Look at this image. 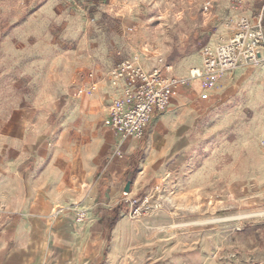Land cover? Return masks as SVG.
I'll return each mask as SVG.
<instances>
[{
  "label": "crops",
  "instance_id": "crops-1",
  "mask_svg": "<svg viewBox=\"0 0 264 264\" xmlns=\"http://www.w3.org/2000/svg\"><path fill=\"white\" fill-rule=\"evenodd\" d=\"M247 69L221 76L209 101L195 94L207 89L201 79H193L189 89H178L166 110L153 117L143 140L120 141L111 127L102 125L112 101L121 95L109 78L94 88L89 82L82 96L81 88L77 95L58 99L62 92L34 95L1 86L0 264H101L105 257L107 264H140L149 250L154 264H224L215 255L228 252L231 242L236 261L264 264V222L254 221L246 229L236 220L234 227L227 226L226 219L210 225L212 195L205 190L199 194L194 185L177 188V200H186L187 218L180 219L179 207L166 206L132 220L124 203L171 173L170 161L185 123L217 99L231 96ZM249 75L264 81V64ZM118 150L123 158L114 154ZM225 192L224 199H218L225 205L243 208L264 201V187L244 184L241 178ZM260 209L264 212V205ZM184 219L186 229L179 230L178 222ZM250 236L257 240L248 257L243 250Z\"/></svg>",
  "mask_w": 264,
  "mask_h": 264
},
{
  "label": "rangeland",
  "instance_id": "rangeland-1",
  "mask_svg": "<svg viewBox=\"0 0 264 264\" xmlns=\"http://www.w3.org/2000/svg\"><path fill=\"white\" fill-rule=\"evenodd\" d=\"M206 2H211L209 10L204 9ZM261 7L258 0H0V87L34 95L62 92L57 99L77 95L82 88V96L97 81L110 79V71L124 58L140 60L146 70L189 76L190 69L202 63V49L214 48L216 39L220 44L231 34L226 26L230 18L248 17L256 23ZM263 64L264 58L258 65L240 66L248 69L233 94L185 123L170 161L171 173L146 184L140 194H160L168 200L164 207H179L183 219L189 215L187 203L177 200V188L194 185L199 194L205 190L212 195L210 225L219 226L224 219L227 226L237 221L242 228L264 222V201L243 208L218 202L235 178L264 187V81L249 75ZM205 93L208 98L203 99ZM195 94L211 100L208 89ZM108 117L102 125L108 126ZM126 213L132 220L141 218L129 209ZM185 220L178 222L179 230L186 229ZM254 240H245L248 257ZM234 246L231 242L228 252L217 253L216 259L224 264L257 263L236 261ZM151 257L149 250L140 264H154ZM101 264H107V257Z\"/></svg>",
  "mask_w": 264,
  "mask_h": 264
},
{
  "label": "built area",
  "instance_id": "built-area-1",
  "mask_svg": "<svg viewBox=\"0 0 264 264\" xmlns=\"http://www.w3.org/2000/svg\"><path fill=\"white\" fill-rule=\"evenodd\" d=\"M260 1L262 7L257 22L253 23L248 17L230 18L226 26L231 34L214 48L204 47L201 65L190 69L189 76L168 75L158 69L146 70L138 59L118 61L109 75L112 84L121 89V95L112 101L107 121L118 139H144L153 117L165 111L173 94L193 79L203 80V86L210 89L224 74L242 65H258L264 52V0ZM210 7L211 2H206L204 9L209 10ZM90 77H94V72ZM202 98H208V94H202ZM114 154L124 157L119 150ZM158 190L161 192L160 188ZM124 203L129 213L139 218L164 207L168 200L160 194L157 197L138 194L125 199ZM81 218L83 215L79 216Z\"/></svg>",
  "mask_w": 264,
  "mask_h": 264
},
{
  "label": "trees",
  "instance_id": "trees-1",
  "mask_svg": "<svg viewBox=\"0 0 264 264\" xmlns=\"http://www.w3.org/2000/svg\"><path fill=\"white\" fill-rule=\"evenodd\" d=\"M121 208H122V206L120 205V206H118V208H117L115 211L118 212ZM116 219H117V216L114 218V220H113V222H112V224H111V227L114 226V224H115V222H116Z\"/></svg>",
  "mask_w": 264,
  "mask_h": 264
},
{
  "label": "water",
  "instance_id": "water-1",
  "mask_svg": "<svg viewBox=\"0 0 264 264\" xmlns=\"http://www.w3.org/2000/svg\"><path fill=\"white\" fill-rule=\"evenodd\" d=\"M130 185H131V182H128L126 187H125V191H127V192L130 191Z\"/></svg>",
  "mask_w": 264,
  "mask_h": 264
},
{
  "label": "bare ground",
  "instance_id": "bare-ground-1",
  "mask_svg": "<svg viewBox=\"0 0 264 264\" xmlns=\"http://www.w3.org/2000/svg\"><path fill=\"white\" fill-rule=\"evenodd\" d=\"M212 47H215V46L213 45ZM138 62H140V60H139ZM216 84H217V83H216ZM215 86H216V85H215ZM215 86H214L213 88L208 89V91L211 92V90L214 89Z\"/></svg>",
  "mask_w": 264,
  "mask_h": 264
}]
</instances>
